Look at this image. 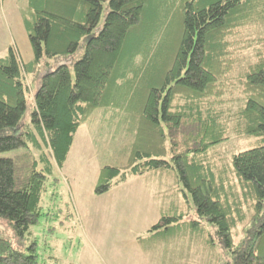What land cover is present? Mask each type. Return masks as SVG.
<instances>
[{
  "label": "trees",
  "instance_id": "1",
  "mask_svg": "<svg viewBox=\"0 0 264 264\" xmlns=\"http://www.w3.org/2000/svg\"><path fill=\"white\" fill-rule=\"evenodd\" d=\"M28 5L23 24L32 59L22 62L12 48L0 57V153L26 149L0 155V220L23 238L40 214L49 157L60 165L78 127L96 114L107 129L125 127L131 141L122 146L126 169L102 167L96 193L125 173L172 169L199 219L217 225L232 264H264V0ZM77 54L72 75L68 64ZM43 56L63 60L41 74L26 124V77ZM231 135L258 141L235 153L230 167L216 168L208 153ZM179 220L163 216L150 231ZM37 262L34 243L23 250L0 231V264Z\"/></svg>",
  "mask_w": 264,
  "mask_h": 264
},
{
  "label": "rangeland",
  "instance_id": "2",
  "mask_svg": "<svg viewBox=\"0 0 264 264\" xmlns=\"http://www.w3.org/2000/svg\"><path fill=\"white\" fill-rule=\"evenodd\" d=\"M27 12L28 0L1 1L0 57L6 56L12 48L22 62L32 59V48L23 24ZM78 56L68 64L72 75ZM62 60L43 56L38 69L26 77L30 88L22 118L24 123L31 122L32 96L41 74L50 66L55 68ZM107 121L95 114L83 122L60 165L49 157L51 169L43 170L46 179L38 201L40 214L37 221L28 226L23 238L15 235L9 222L2 220L1 234L8 237L13 246L18 245L23 250L34 243L38 264H160V250L162 246L167 248V243L171 249L178 248L180 253L189 243L194 244L190 246V252H183V256L176 254L179 264H232L231 255L218 238L214 223L200 219L199 228L184 230L186 233L181 242H168L171 237L164 235L159 239L152 238L148 233L163 216H183L185 221L198 219L190 194L187 193V200L182 193L186 190L176 180L172 169L142 175L125 173L126 179L113 184L106 192H95L102 167L126 169L127 155L121 154L122 146L131 142L125 127L120 124L117 128L113 125L107 129ZM257 141L256 137L231 135L211 148L208 156L214 167H230L235 153L255 146ZM27 144L29 148L33 146L29 139ZM23 151L26 149L19 148L0 155L12 157ZM40 165L38 169L44 168ZM117 179H120L119 175L109 180L113 183ZM241 228L239 225L234 231L235 241L242 234ZM171 258L166 255L168 261Z\"/></svg>",
  "mask_w": 264,
  "mask_h": 264
},
{
  "label": "crops",
  "instance_id": "3",
  "mask_svg": "<svg viewBox=\"0 0 264 264\" xmlns=\"http://www.w3.org/2000/svg\"><path fill=\"white\" fill-rule=\"evenodd\" d=\"M197 221V223H194V224H190L189 221H185L183 216L182 218H180V220L178 222H174V223H171V225H169L168 228H164V229H161L159 231H150L148 230V233L150 234V236L152 238H155L157 237L158 239L160 238V236H169L171 238H169L168 242H172V241H176V242H181L183 241L184 237H185V234L186 232H184V230H186L188 227H193V229L195 230L196 228H199L201 226V223L200 222V219L198 217V219H195ZM191 221V220H190ZM151 229V228H150ZM151 232V233H150ZM154 232V233H152ZM167 243V242H166ZM182 243H185V242H182ZM168 247L166 248V246H162L160 250L161 252V262L160 264H179V258H177L176 254L180 255V256H183L184 253L183 252H190L191 249H190V246L191 245H194L193 243H189L187 245V248L185 250H182V252H178V248H175V249H171L170 247V243L168 244ZM155 246V245H154ZM150 249V248H149ZM142 250H146L144 247H142ZM166 255L167 257H172L171 260H167L166 259ZM164 256H165V259H164ZM169 259V258H168Z\"/></svg>",
  "mask_w": 264,
  "mask_h": 264
}]
</instances>
